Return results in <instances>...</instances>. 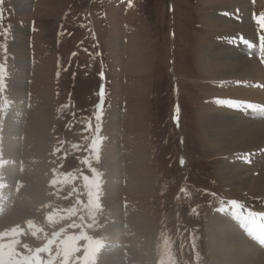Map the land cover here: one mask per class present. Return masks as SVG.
Here are the masks:
<instances>
[{
	"label": "rangeland",
	"instance_id": "1",
	"mask_svg": "<svg viewBox=\"0 0 264 264\" xmlns=\"http://www.w3.org/2000/svg\"><path fill=\"white\" fill-rule=\"evenodd\" d=\"M226 1L0 0V190L10 187L8 208L23 181L45 191L27 221H0L2 264H111L95 258V245L116 207L130 234L124 250L153 240L156 264H215L208 220L220 208L228 222H264V164L247 161L243 186L227 180L228 151L207 126L230 90L204 67L205 53L226 42L253 58L264 35V1L248 0L250 37L239 5ZM112 122L123 176L113 195L103 184Z\"/></svg>",
	"mask_w": 264,
	"mask_h": 264
},
{
	"label": "bare ground",
	"instance_id": "2",
	"mask_svg": "<svg viewBox=\"0 0 264 264\" xmlns=\"http://www.w3.org/2000/svg\"><path fill=\"white\" fill-rule=\"evenodd\" d=\"M248 2V0H228L225 4L227 6L230 4L232 7L239 5L236 9L237 16L243 19L240 32L242 35L246 34L250 37V33H253V26L250 24L251 16L249 17L248 14ZM221 13L224 14V12H217L216 15L220 17ZM251 41H254V39ZM255 42L258 41L255 40ZM255 42L251 44L256 48L258 44ZM231 45L233 44L216 42L205 53L204 67L212 71V74L221 80L220 83L224 81L220 87L224 85L230 90L228 98L214 101L215 106L211 110L207 126L209 134L215 139L222 141L228 151V159L226 160L228 165L226 164L227 167H223V174L227 180L233 181L234 184L240 185L241 183V186H243L242 183L247 184L248 181L252 180V177L249 178L247 175L240 174L242 170H247L249 165H251L247 161L251 162L259 157L261 163L264 164V62H262V54L259 50L256 51L258 56L253 58L244 57L242 53L244 46ZM246 47L250 48L249 45ZM19 75L23 78V66L21 63H16L11 76L12 78L15 76L16 82L20 84ZM23 96V98H26V93ZM241 99H245V101L241 103ZM249 103L255 107L250 109L246 106H235ZM230 104L233 106H229ZM228 111L234 113L237 111L239 115L227 113ZM219 112H223L222 117L218 115L221 114ZM118 131L119 128L115 122H112L109 125V137L103 145V150H105L103 184L105 186L104 189L111 194L118 190L121 178H123L119 170L122 158L119 157V148L117 149L116 147L117 143L113 139L114 137L112 138V134ZM10 140L12 141V139ZM13 151L10 149L6 154L14 158L16 154ZM0 171L2 170L0 169ZM262 172L259 175L258 185H264V170ZM13 173L15 177V170L9 172L10 175ZM9 178L11 179V177ZM9 188H6L4 192L0 190V208L8 206ZM18 188L21 192L17 194L14 205L11 208L7 207L8 211L5 214H3L4 211L0 212V216L3 214L5 217L0 219V221L4 222V225H19L24 220L27 221L26 219L31 216L30 214L34 210V208H30V205L40 204L45 200L44 188H35L32 184L24 181L19 184ZM3 195L4 198H2ZM228 211L227 208H220L208 220L209 252L215 264H264V222L255 220L253 216V221L248 220L249 218L240 217L237 220V224L234 221L228 222V219L222 215ZM122 214L117 207L110 211L107 232L103 237V241L95 245V258L109 259L111 264H127L125 255H128L129 261L138 259L146 264H156L157 255L153 240H132L128 245L130 250H124L126 236L130 234L123 230L121 226Z\"/></svg>",
	"mask_w": 264,
	"mask_h": 264
},
{
	"label": "snow or ice",
	"instance_id": "3",
	"mask_svg": "<svg viewBox=\"0 0 264 264\" xmlns=\"http://www.w3.org/2000/svg\"><path fill=\"white\" fill-rule=\"evenodd\" d=\"M254 19H256L255 17V14H254ZM256 22L259 24V30L260 31H264V13L260 14L259 18L256 20ZM259 40H260V52H261V59H262V62H264V35H260L259 36ZM244 43L248 44L249 47H252L253 45L251 44V42L249 41H244ZM101 77H103V72H101ZM100 96H101V101H100V105L102 106L103 105V97H104V89H103V86L101 87V90H100ZM229 106H233V105H229ZM237 107H248L250 109L254 108L255 106L252 105V104H239V105H235ZM177 111H178V108H177ZM177 123H178V119H177ZM181 163L183 164V159L181 160ZM231 205L234 206V207H239L238 205V202H235V201H232L231 202Z\"/></svg>",
	"mask_w": 264,
	"mask_h": 264
}]
</instances>
